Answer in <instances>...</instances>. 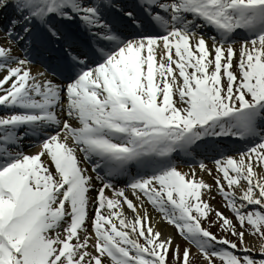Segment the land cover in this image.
Returning <instances> with one entry per match:
<instances>
[{
  "label": "snow or ice",
  "instance_id": "1",
  "mask_svg": "<svg viewBox=\"0 0 264 264\" xmlns=\"http://www.w3.org/2000/svg\"><path fill=\"white\" fill-rule=\"evenodd\" d=\"M0 264H264V0H0Z\"/></svg>",
  "mask_w": 264,
  "mask_h": 264
},
{
  "label": "rangeland",
  "instance_id": "2",
  "mask_svg": "<svg viewBox=\"0 0 264 264\" xmlns=\"http://www.w3.org/2000/svg\"><path fill=\"white\" fill-rule=\"evenodd\" d=\"M205 177L209 178V182H211V178L210 177H208L207 175H205ZM221 202H222V197L217 194L215 200L213 201V203H215V204H217L219 206L221 204ZM221 211H225L226 212V209L224 207H221ZM226 214H227V212H226ZM171 231L173 233H175V230L172 229V228H171ZM213 231H215V228H213ZM177 239H180V238L177 236Z\"/></svg>",
  "mask_w": 264,
  "mask_h": 264
},
{
  "label": "bare ground",
  "instance_id": "3",
  "mask_svg": "<svg viewBox=\"0 0 264 264\" xmlns=\"http://www.w3.org/2000/svg\"><path fill=\"white\" fill-rule=\"evenodd\" d=\"M204 178H205V180L209 181V178H207V177H204ZM168 230L171 231V228H169Z\"/></svg>",
  "mask_w": 264,
  "mask_h": 264
}]
</instances>
